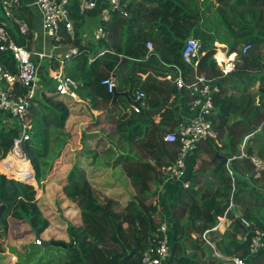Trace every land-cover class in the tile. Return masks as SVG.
I'll list each match as a JSON object with an SVG mask.
<instances>
[{
	"label": "trees",
	"instance_id": "1",
	"mask_svg": "<svg viewBox=\"0 0 264 264\" xmlns=\"http://www.w3.org/2000/svg\"><path fill=\"white\" fill-rule=\"evenodd\" d=\"M124 3H128V6H123ZM122 9H125V12H122ZM131 9L138 17H134V14L131 16L129 12ZM17 17L26 19L22 13H18ZM134 22L140 27L137 32L151 28L153 25L160 30L163 38L157 53H153L160 57L159 62H155V56L145 59V44L134 51H126L125 65L130 61L129 57L134 60L131 69L133 75L147 72L149 69L154 74L160 75L163 71L176 72L174 67H179L188 78L193 79L194 69L183 58L185 42L192 37L203 43L198 72L207 74L220 87V92L214 96L215 109L211 116L218 142L209 140V144L206 145L207 152L212 154V163L216 167L217 174L221 173L220 185L213 190L210 183L205 180L203 171H194L186 178L190 181V187L186 189L181 187L174 196L171 216L167 219L172 230L170 231L171 254L166 264H224L225 261L217 257L212 248L200 237L194 238L193 235L200 236L206 230L213 229L218 224L219 218L229 210L232 179L225 173L227 164L219 168L222 160L217 154H223L228 158L238 156L244 139L258 128L259 134L255 133L246 142L247 156L232 160L231 167L236 173L235 203H243L250 194L257 201L264 202V169L257 171L251 159L253 156H258L264 160V103L263 106L256 105L255 97L246 94L250 85L258 81L262 82L264 79L259 76L261 72L264 73V63H261V46L264 44V0H122L121 8L112 11L110 20L101 24L108 32L102 41L111 40L126 26L125 32H130L132 28H136ZM207 24L215 30H218V25L225 26L227 33L234 40L230 51L238 53V61L234 72L228 76H224L216 64L214 56L217 53L215 46L217 37L210 32L212 30ZM259 25H262L263 30L258 28ZM236 26L238 30L235 29ZM10 31L16 43L29 50L26 40L30 33L27 37L23 36L17 26H13ZM62 36L61 43L71 41L70 35L65 30H62ZM127 37L130 38V34ZM245 41H249L248 43L252 45L247 54H243L242 47L240 48ZM89 49V46L79 47L78 57H74L78 58V61H87ZM118 54L114 52L98 59L93 67L85 72L90 78L84 87L92 85L102 98H106L107 94L103 92L105 86L103 87L101 82L109 78L111 71L117 67L120 62ZM33 61L35 62L34 57ZM0 62L3 66L11 68L13 72L16 71V62L11 53L0 54ZM152 64H155L154 68L151 67ZM166 65L172 67L168 68ZM121 67L123 68V65ZM138 81L134 79V84H139ZM155 83L157 85L149 89L150 110L145 113L133 112L128 118H122L117 123V131L122 140L133 143L141 155L140 160L128 159L123 165V171L130 185L138 191L136 196L123 209L111 199L100 202L89 180L78 174L79 169L75 164L69 172L68 184L63 185V192L66 198L75 204L80 218L79 223L68 224L67 234L70 241L66 243L62 241L63 237L56 235L57 231L51 228L50 222L44 217L38 204L35 186L15 178H8L5 174L12 173L6 170L5 174L0 173V206L5 205L7 208L0 218V253L6 252L3 245L5 240L7 241V235L1 232V228L8 223L9 218H14L28 223L36 239L67 244V249L59 247L67 252L66 260L62 264H142L145 250L151 245L152 237L160 223L166 221L165 216L168 215L161 209L159 203L152 200L151 184L161 183L166 175L163 168L175 162L180 150L178 143L165 142L164 135L176 130L183 122L181 104L190 103L192 100L190 92L187 90L183 92L174 84L167 85L166 90L160 92L158 88L163 83L159 81ZM229 88L241 92L243 96L229 94ZM18 93L25 95L27 89L20 88ZM38 97L37 92L34 101ZM55 97L58 99L56 102L52 99L51 105L46 104L47 114L36 113L41 116L43 125L51 131L48 154L44 155L45 151L37 153L34 150L33 134L24 146V153L33 167L35 181L40 188L44 185L43 181L52 173L54 163L60 158L69 138L64 131L70 117L68 105L73 98L61 94H56ZM172 98L173 101L170 103ZM263 99L264 94L261 95V100ZM92 101L95 103V98ZM32 105L29 108L30 116L31 110L36 112ZM157 115L161 116L159 123L155 122ZM232 117H238V120L230 124ZM2 121L0 117V159L8 156L13 138L20 132L16 124L6 125ZM97 139V134L84 132L82 135L84 149L90 147L86 143ZM92 147L95 149L94 146ZM214 151L217 153L214 154ZM91 154L94 158L99 155L96 149ZM14 155L10 154L8 159L2 162L7 167H11L16 176L26 180L31 179L33 170L27 160L25 159L28 171L20 174L14 168ZM203 183L205 189L210 191L203 192V189L194 188L195 185ZM69 206L70 210L74 211L75 207ZM63 210L68 211L66 205ZM239 216L235 209L228 213V217L233 221L232 230L227 231L219 241L213 233L217 251L224 246L226 257L237 255L248 264H264V252L257 255L250 254L252 233L240 224ZM243 217L264 230V224L259 222L250 211L245 212ZM51 234L53 237H50ZM238 234H243L244 238L238 240ZM73 243L74 246L70 247ZM38 248L43 247L38 246ZM231 248L233 250H230ZM6 256L7 254L1 256L0 264H6Z\"/></svg>",
	"mask_w": 264,
	"mask_h": 264
},
{
	"label": "crops",
	"instance_id": "2",
	"mask_svg": "<svg viewBox=\"0 0 264 264\" xmlns=\"http://www.w3.org/2000/svg\"><path fill=\"white\" fill-rule=\"evenodd\" d=\"M23 3L24 6L26 7L23 9L22 14L24 17H26V20H28L31 23L30 35L26 40V46L29 47V51H31V53L33 54L35 63L39 67V75L36 82V91L38 92L39 97L37 100L33 102L32 105L33 110L35 109L36 112H33L31 110V116H30V121L33 125V131L31 132V136L33 134V138H34L33 145L37 153L40 152L42 153L43 151H45L44 155L48 154V146L50 144L51 131L43 125L41 116L39 114L36 115V113L37 112L40 113L42 112V110H46V106H47L46 104L48 103L51 105L50 100L54 99L55 100L54 102H56L58 99L55 96L56 94H59L55 90L56 83L53 79H51L50 72L52 70L61 71L65 75L70 76L76 82L77 85V88L75 90L76 91L75 96L72 97L73 99L68 105L70 109V117L67 121L66 129L64 131V133L68 134L69 136L68 142L64 147L60 158L54 163V168L52 170L51 177H53L56 174L58 175L57 177L62 176L65 173H67L69 170L71 171L75 164L78 166L79 159L76 160V158H74L75 151L78 152L83 151L82 152L83 154H86L88 152L89 155L93 156L91 152H93L96 149L99 154L98 158L102 159L103 163L105 162V166L109 170L112 169L116 170L119 168L123 170V165L125 161L128 159L140 160L141 155L139 154L136 146L131 142H125L124 140H122L120 134L117 131V123L120 119L128 118L130 115L133 114L134 111L132 109V106L137 103L136 98L138 92H145L147 96L148 95L150 96L149 89L157 85V83L155 82L159 81L163 83V85L158 88L160 92L165 91L166 90L165 87L173 83L167 80L166 78L164 79L162 78L163 74L166 71H163L160 73V75H157L154 74L149 69L147 72L144 73L138 72L136 77L131 73V69L133 67L132 64L133 59L129 57L130 61L125 65L127 59V56L125 54L127 50L134 51L135 49L140 48L141 45L143 47V44H145L144 50L146 52V55L155 56L156 58L155 62L156 61L159 62L160 57L158 55H153V53L158 51L159 47L161 46L160 43L162 41L163 36L160 34V30L152 25V27L154 28L151 27L143 31L137 32V30L139 31L140 27L139 24L134 22L136 28L131 29L130 38L127 37L128 34L125 32V28L127 27L126 26L123 28V30L120 32L119 35L117 34L113 36L111 40L104 39L106 41H102L103 38L101 40H97L95 38L96 32L98 28L102 26L101 25L102 20L99 14L100 9L90 11L87 14H82L79 9L78 0H71L68 6L69 17L72 20L73 29H74L72 35H70L71 41H69L68 43H55L53 37L43 33L42 16L38 11V9L32 5V0H23ZM123 6H128V3H124ZM146 8L149 7L146 6ZM131 11L129 10L131 16L132 14H134V17H138V15L134 10L131 9ZM245 20L248 21L249 19H245ZM207 26L209 27L210 25L207 24ZM258 28L263 30L262 25H259ZM210 29L212 30L210 32L215 35L216 33V32L214 33L215 29L212 28ZM235 29L238 30V27L236 26ZM218 30H216L218 31V33H216L217 39L215 44H217V46H219L223 51H229V53L232 54L230 50H231V44L234 42L233 38L231 37V35L227 33V28L225 26L218 25ZM107 34L108 32L106 31V35ZM238 35L239 33H237V36ZM148 42H151L153 44L154 46L153 52H149L147 48ZM248 42L249 41H245L244 43L242 42L241 44L242 46H240V48L243 47V45ZM73 46L90 47L87 61L84 62L80 60L78 61V58L76 57H72L68 60L64 59L65 55L70 51V49ZM114 52L119 53L118 56L120 57V62L118 63L117 67L110 73V77L113 79V81L116 84V91L111 93L108 90L107 86L104 87V85L101 84L104 87L103 90L104 94H107L106 98H102L101 95L97 93V91L94 89V86L87 85L86 87H84L86 82L90 78L87 76L88 74H86L85 72L89 70L91 67H93V64L96 63L98 59H101V57L105 56L106 54H113ZM261 55H262L261 63H264V44L261 46ZM135 61L137 62L138 60ZM122 65L123 68L121 67ZM154 66L155 64L151 65V67L153 68ZM170 73L173 74L174 70H170ZM254 74H258V73L254 72ZM259 76L261 78L264 77V73L261 72ZM134 79L137 81L139 80L138 81L139 84H134ZM108 94H110L111 96H109ZM229 94H234L238 97L243 96L241 95V92H238L237 90L232 88H229ZM246 94L255 97L256 105L263 106L264 99L261 100V95L264 94V91L261 88V81H258L253 85H250V87L246 91ZM93 98H95V103H93L92 101ZM40 99L42 100L41 102ZM148 100H149L148 98L144 100L145 104L142 109V113H145L146 111L150 110V103L148 102ZM172 101L173 98L170 100V103H172ZM138 102L140 103L139 100ZM141 103H143V101H141ZM181 111L183 117L182 123H185L186 120H189L192 117V112L189 109V103L181 104ZM47 113L48 111H46L43 115ZM0 117L2 118L3 121L6 118H8L9 124L13 125V123H15V120H13L10 116L8 117L5 116L1 111H0ZM160 120H161V116L157 115L155 117V122L159 123ZM236 120H238V117H232L229 123L231 124ZM84 132L98 135L97 140L89 143L92 146H94L95 149L93 150L84 149L83 144H81L82 135ZM252 136L253 135H251L250 137ZM41 141L45 149L43 151L40 150ZM74 141H76L78 144L76 145V147H73ZM207 144H209V140L199 143L195 151L187 157L186 160L187 177L188 176L190 177L194 171H199V172L203 171L207 183H210L212 189L216 190L220 185L221 173L217 174L216 167L212 163V154L207 152L208 150V147L206 146ZM218 144L220 145V143ZM245 152H246V148H245ZM215 153L217 152L214 151V154ZM240 153H241V148H240ZM219 155L224 156L223 154H217V156ZM14 156L20 158V154L16 153ZM78 156H80V154H78ZM70 157L71 158L73 157L74 163L72 159L68 160V158ZM226 158L229 159L228 157ZM252 158L262 161L264 165V160L262 158L258 156H253ZM231 162L226 164H229L231 166ZM28 164L30 165L29 162ZM19 165L21 166V163ZM26 165L27 163L25 159H22V166L25 168L24 172L28 171ZM16 166H14L16 171L22 174L23 171L19 172V169ZM90 167L88 165V167L84 168L83 171H87L88 169L94 170L96 171L99 177L100 174L96 170L97 165L94 164V166H90ZM220 167L221 166L219 165V168ZM30 168L32 170L31 165ZM204 168L206 169L203 170ZM225 171H226L225 172L226 175H228L229 174L228 170L226 169ZM233 171L235 172L234 169ZM257 171H261V170H257ZM105 172L107 173L106 170ZM235 178H236V173H235ZM44 183L47 184L43 185L41 191H44L43 189L44 187L46 190L48 188L54 190L53 182L51 184V182L47 179ZM204 183L202 185H195L194 188L203 189L202 190L203 192L207 190L210 191V189L207 188L205 189ZM181 187H182L181 184L175 181H167L166 175L164 179L161 180V183L155 182L151 184L152 200L155 203H159L161 205L162 207L161 209L164 210L165 214L168 213V215L165 216L166 220L169 219V217L171 216L172 199L174 198V196L177 195ZM42 197L43 194L41 198ZM42 202L43 200H40V203ZM61 202L65 203L64 200H61ZM66 210H69L68 201H66ZM235 210L236 213L240 215L239 217L243 216L245 212L250 211L251 214L254 215L259 222L264 224V202L257 201L252 194H250V196H248L245 199V201H243V203H236ZM9 219H14V218H9ZM14 220L16 222L27 224L28 227L25 230H28L30 233L32 232L28 223L18 221L16 219ZM219 223L220 224L218 229L211 233V238L213 239V241H214L213 233H215V235L218 237L217 241H219L227 231L232 230L231 228L233 221L229 217L221 219V222ZM193 237L197 238V234L196 235L194 234ZM243 238H244L243 234L237 235L238 240H242ZM15 245L17 247L24 248V250L27 249L28 252L30 251V249H28L30 248L29 246L30 243L26 239H24V237L21 238V241L19 240L16 241ZM35 248L40 249L38 247ZM230 250L233 249L231 248ZM217 252H218L217 257L222 258L225 262L229 261L232 258V257L224 256L226 252L224 246H222V248L219 249V251ZM39 253L40 256H44V253L42 251ZM31 254L33 253L31 252ZM25 255L26 254L24 253L22 256L25 258ZM25 262H31V261L25 260Z\"/></svg>",
	"mask_w": 264,
	"mask_h": 264
},
{
	"label": "built area",
	"instance_id": "3",
	"mask_svg": "<svg viewBox=\"0 0 264 264\" xmlns=\"http://www.w3.org/2000/svg\"><path fill=\"white\" fill-rule=\"evenodd\" d=\"M71 0H32V5L38 9L42 16L43 33L54 38L55 43H61L63 36L62 30L67 34L72 35L73 23L69 17L68 6ZM80 12L87 14L90 11L100 9V18L102 22L110 20L112 11L119 10L122 6V0H78ZM26 6L23 0H0V54L11 53L16 62V71L5 67L0 62V111L5 116H10L15 120L16 126L20 128L17 137L13 138L14 154H20L21 159H26L24 153L25 143L31 139L33 125L30 121L29 108L33 104L37 95L36 82L39 75V67L33 61V54L25 46L18 45L11 36L10 29L17 26L19 32L27 37L30 33V23L28 20L17 17L18 13H22ZM106 31L103 26H100L96 32L95 38L101 40L105 38ZM217 54L214 56L219 70L224 76H228L234 72L236 62L238 61V53L230 54L229 51H223L217 44ZM149 52H153L154 46L151 42L147 43ZM252 48L251 43H246L242 47V53L247 54ZM203 43L199 39L189 38L185 42L183 58L184 61L194 69L193 79L188 78L183 70L179 67H174L173 74L166 71L162 78H166L177 86L179 90L190 92L192 100L189 103V109L192 112V117L181 123L176 130L168 132L164 135L165 142L178 143L180 145L179 153L175 162L164 167L167 181H175L181 184L184 188L190 187V181L187 178V157L195 151L199 143L207 140L217 141V134L214 129L211 116L215 109L214 96L220 92V87L214 83V79L207 76L205 73L198 72V66L202 57ZM223 53L224 59L220 60L218 54ZM79 54V47H72L65 55L64 59L68 60ZM151 56L146 55V60ZM172 67V65H166ZM51 79L56 83L55 90L61 95L75 96L77 88L76 82L61 71L52 70L50 72ZM107 86L108 90L113 93L116 91V84L111 77L105 78L101 82ZM20 88H26L27 93L21 95L18 93ZM261 88L264 91V79L261 82ZM148 96L145 92H138L137 103L132 106L135 113H141L144 107V100ZM140 101V103L138 102ZM143 101V103H141ZM11 120V119H10ZM3 123H8L6 118ZM256 129L251 135L259 132ZM244 139L241 146V153L238 156H233L228 159L231 162L237 158L246 157L245 145L248 138ZM252 161L257 170H263V162L252 158ZM228 173L232 179V193L230 197L229 210L225 212L221 219L228 217V213L234 210L236 203L234 195L236 194L235 172L229 164H227ZM33 176V174H32ZM210 230H206L200 237L210 248L213 249L215 255H218L216 243L211 238V233L218 229L219 223ZM240 224L250 230L251 240L249 251L251 255H257L264 252V230L258 228L255 223L251 222L246 217L239 218ZM172 227L168 220L160 223L157 232L152 237L151 245L145 250L142 257V264H166L171 254V236ZM37 246H42L43 241L36 239ZM229 261L234 264H248L246 260L239 256L232 257Z\"/></svg>",
	"mask_w": 264,
	"mask_h": 264
},
{
	"label": "rangeland",
	"instance_id": "4",
	"mask_svg": "<svg viewBox=\"0 0 264 264\" xmlns=\"http://www.w3.org/2000/svg\"><path fill=\"white\" fill-rule=\"evenodd\" d=\"M218 31L214 30V33L215 32L218 33ZM216 33H215V36H216ZM127 34L129 35L130 32L127 31ZM46 111L47 109L42 110V112L40 113L38 112V113L40 115H43ZM257 133L259 134V132ZM81 144H82V140H81ZM86 144L90 145V147H88L86 150H93V147L91 144L89 143H86ZM76 145L78 144L76 141H74L73 147H76ZM33 148H34V145H33ZM40 148H41L40 150L43 151L44 147L42 145V141L40 142ZM14 149H15L14 145H12L11 151L9 152L8 156L3 159H0V168L3 169L1 170L2 172L0 171V173L5 174L3 173L4 171L10 170L12 174H5V175L8 178L18 179V176L13 175L14 171L10 169L11 167L10 168L7 167V165L4 162H2L5 159L7 160L10 154H14ZM77 152L78 151H75L74 158H76V160L79 159L78 166L76 165L79 169L78 174L80 176L82 174L87 180H90L89 182L91 183L93 189L95 190L97 198L100 202H106L107 200L111 199L115 201V203H117L118 207L123 209L127 205V203L131 201L133 197L136 196L138 191L130 185L127 177L125 176V173L123 172V170H121V168L116 169V170L115 169L109 170L105 166V162L104 163L102 162V159L98 157L94 158L93 156L89 155L88 152L86 154H83L82 153L83 151L78 152L80 154V156H78ZM71 159L74 163L73 157L68 158V160H71ZM15 160L17 161H15L14 166L17 165L16 167L19 169V172L23 171L22 174L26 173L24 172L25 168L22 166L21 157L17 158V156H15ZM20 163H21V166L19 165ZM94 164L97 165L96 170L100 174L99 177L96 171L94 170L88 169L87 171H83V169L87 168L88 165L90 167V166H94ZM104 169L107 171V173L105 172ZM32 170H33V167H32ZM69 172L70 170L64 175L59 176V177H57L58 176L57 174L51 177L52 176V173H51L49 177L43 181L44 185L47 184V183H44L47 179L51 182V184L53 182L54 190H51L50 188L46 190L44 187L43 188L44 191H41L42 186L40 188L35 180H32L30 182L31 184H33V186H35L37 190V195H36L37 199L43 200L42 203H40V200H39L38 204L41 207L44 217L48 219V221L51 224L50 226L52 227V229L57 231L56 235L63 237L62 241L66 243L70 241L68 234H67L68 224L70 222L72 223L78 222L80 218L79 213H78L79 211L76 209L75 204L69 201L63 192V185L68 184V177L70 174ZM33 173L35 175L34 170H33ZM42 194H43V197L41 198ZM61 200H64L65 203H62ZM66 201H69V205H71L72 207H75L74 211L70 210L71 208L70 206H69V210L67 211L68 213L63 210L65 208ZM60 206L62 209L60 208ZM6 209L7 208L5 206V210ZM5 210L2 212V214L5 212ZM9 220H10V223H9ZM27 227L28 225L25 223L16 222L14 219H8V223H5L4 227L1 228L2 230L1 232H4V234L6 233L7 235L6 237L7 241L5 240V243L3 245L6 252L3 254L0 253V258H2L1 256L3 255L5 256L7 254L6 264H10V263L11 264H14V263L16 264H62L66 260L67 252L66 250L62 248L55 247V246L43 247L40 249L35 248V247H38L35 243L36 237L33 232L30 233L28 230H25L27 229ZM23 237L30 243L29 245L30 248H28L30 249L29 252L27 251V249L24 250V248L22 247L20 248L15 245L16 241L18 240L21 241V238ZM50 237H53L52 234L50 235ZM41 251L44 253L43 257L39 255L40 254L39 252ZM31 252L34 255L31 254ZM24 253L26 254L25 258L22 256ZM25 260L31 261L32 263L25 262ZM1 261L2 259H0V262Z\"/></svg>",
	"mask_w": 264,
	"mask_h": 264
},
{
	"label": "water",
	"instance_id": "5",
	"mask_svg": "<svg viewBox=\"0 0 264 264\" xmlns=\"http://www.w3.org/2000/svg\"><path fill=\"white\" fill-rule=\"evenodd\" d=\"M122 12H125V10L122 9ZM73 47H77V46H73ZM182 91L184 92V90H182ZM218 157L222 160L220 166H223L224 164H226L228 162V159L226 157L221 156V155H219ZM32 178H34V177H32ZM32 178H31V180H32ZM22 181H25V180H22ZM4 210H5V205H2L1 208H0V218H1L2 212ZM50 246L62 247V248H65V249L68 248V245L65 244V243H55V242L54 243L53 242H50L49 243V242H43V244H42V247H50ZM73 246H74V243L70 247H73ZM224 264H234V262L233 261H226Z\"/></svg>",
	"mask_w": 264,
	"mask_h": 264
},
{
	"label": "clouds",
	"instance_id": "6",
	"mask_svg": "<svg viewBox=\"0 0 264 264\" xmlns=\"http://www.w3.org/2000/svg\"><path fill=\"white\" fill-rule=\"evenodd\" d=\"M216 46V45H215ZM217 54V53H216ZM148 98H149V96H148ZM33 131V130H32ZM26 155V154H25ZM26 159H27V157H26ZM28 160V159H27ZM29 161V160H28ZM30 162V161H29ZM31 164V163H30ZM31 167H32V165H31ZM13 175H15V174H13ZM32 177H34V178H32ZM31 178H32V180H35V175H34V173H33V176H32ZM18 180H25L24 182H27V183H29V182H31L32 180L31 179H29V180H26V179H22V178H20V177H18ZM29 181V182H28ZM31 184V183H30Z\"/></svg>",
	"mask_w": 264,
	"mask_h": 264
},
{
	"label": "bare ground",
	"instance_id": "7",
	"mask_svg": "<svg viewBox=\"0 0 264 264\" xmlns=\"http://www.w3.org/2000/svg\"><path fill=\"white\" fill-rule=\"evenodd\" d=\"M218 57L220 58V60H223L224 59L223 53L218 54Z\"/></svg>",
	"mask_w": 264,
	"mask_h": 264
}]
</instances>
